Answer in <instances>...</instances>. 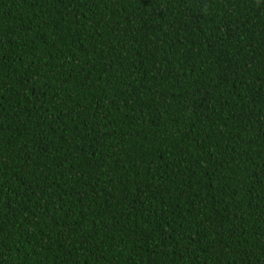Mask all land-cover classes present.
<instances>
[{"label":"trees","instance_id":"16d2710c","mask_svg":"<svg viewBox=\"0 0 264 264\" xmlns=\"http://www.w3.org/2000/svg\"><path fill=\"white\" fill-rule=\"evenodd\" d=\"M0 264H264V0H0Z\"/></svg>","mask_w":264,"mask_h":264}]
</instances>
